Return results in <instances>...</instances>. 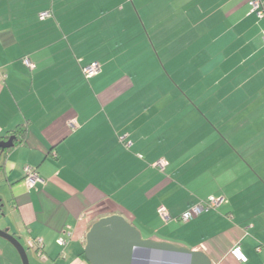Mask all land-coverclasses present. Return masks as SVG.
<instances>
[{
	"label": "crops",
	"instance_id": "1",
	"mask_svg": "<svg viewBox=\"0 0 264 264\" xmlns=\"http://www.w3.org/2000/svg\"><path fill=\"white\" fill-rule=\"evenodd\" d=\"M263 31L247 0H0V138L21 128L0 160L4 224L52 264H89L85 233L114 213L212 264H264Z\"/></svg>",
	"mask_w": 264,
	"mask_h": 264
},
{
	"label": "water",
	"instance_id": "2",
	"mask_svg": "<svg viewBox=\"0 0 264 264\" xmlns=\"http://www.w3.org/2000/svg\"><path fill=\"white\" fill-rule=\"evenodd\" d=\"M15 135L0 139V154L14 146ZM1 160V158H0ZM0 208L5 193L0 189ZM4 217V214L1 215ZM0 238L17 252L22 264H30L20 237L0 228ZM83 252L89 264H212L200 250L178 243L143 237L139 229L121 213L101 216L84 236Z\"/></svg>",
	"mask_w": 264,
	"mask_h": 264
},
{
	"label": "built area",
	"instance_id": "3",
	"mask_svg": "<svg viewBox=\"0 0 264 264\" xmlns=\"http://www.w3.org/2000/svg\"><path fill=\"white\" fill-rule=\"evenodd\" d=\"M248 4L250 6V11L253 12L258 18L264 17V0H248ZM49 16L48 11H44L40 13L41 18H46ZM262 39L264 41V31L262 35ZM23 63L27 67H32V63L29 61L28 58L23 59ZM99 69V65L97 62H91L84 66L82 68V71L85 75V77H91L95 73H97ZM3 77V75H1ZM166 160L161 158L156 160L154 162V166L158 168L160 171L164 170L166 166ZM23 180L25 185L28 188L35 187L37 183H42L43 180L41 179L37 169L35 167H32L30 165H26L23 167ZM223 201V197L219 196H207L205 199H202L196 203H194L192 206H190L187 210H185L182 214L179 215L178 218H176L179 221H189L193 219L194 217L198 216L200 213L207 212L213 209H216ZM161 215L164 219H169V215L167 212L161 208L160 210ZM26 242L28 247L33 248L35 255L37 257V260L40 262L46 261L47 255L45 254L43 250V239L41 237H27ZM59 244H63L64 240L63 238H59L57 240ZM231 255L240 262H245L247 260L246 256L241 251V248L238 244L234 245L230 249Z\"/></svg>",
	"mask_w": 264,
	"mask_h": 264
},
{
	"label": "rangeland",
	"instance_id": "4",
	"mask_svg": "<svg viewBox=\"0 0 264 264\" xmlns=\"http://www.w3.org/2000/svg\"><path fill=\"white\" fill-rule=\"evenodd\" d=\"M181 78H182V82L183 80L189 79L190 82H192V68L191 70H188V66L181 71ZM1 197V196H0ZM11 218V216H9ZM9 218H7L6 216L2 217L0 215V226L4 224V222H6ZM12 219V218H11ZM20 237L21 242L23 243V245L26 248L27 251V255L29 258V262L30 264H52L50 262H40L39 260H37V257L35 255V252L33 250V248L28 247L27 242H26V238H25V234H17ZM0 264H22L19 255L17 254V252L15 251V249L6 241H4L2 238H0Z\"/></svg>",
	"mask_w": 264,
	"mask_h": 264
},
{
	"label": "trees",
	"instance_id": "5",
	"mask_svg": "<svg viewBox=\"0 0 264 264\" xmlns=\"http://www.w3.org/2000/svg\"><path fill=\"white\" fill-rule=\"evenodd\" d=\"M247 3H248V0H247ZM249 5V4H248ZM249 8H250V6H249ZM253 13V12H252ZM89 78V77H88ZM20 131H21V128L20 127H17V129L13 132L14 133V135H15V137L16 136H19L20 135ZM9 136H7V137H4V138H0V139H7ZM17 139V138H16ZM16 139H15V141H16ZM8 150V149H7ZM7 150H5L4 151V153L7 151ZM179 217V216H178ZM177 217V218H178ZM82 256L85 258V256H84V252H82Z\"/></svg>",
	"mask_w": 264,
	"mask_h": 264
},
{
	"label": "flooded vegetation",
	"instance_id": "6",
	"mask_svg": "<svg viewBox=\"0 0 264 264\" xmlns=\"http://www.w3.org/2000/svg\"><path fill=\"white\" fill-rule=\"evenodd\" d=\"M5 153L4 152H2V154H0V158H2L3 157V155H4ZM8 227V232L10 233V234H14L15 236H18L16 233H14L13 231H11L10 230V226L9 225H6V224H3V225H1L0 226V228H7ZM4 240V239H3ZM4 241H6V240H4ZM7 242V241H6ZM20 242H21V240H20ZM22 243V242H21ZM23 244V243H22Z\"/></svg>",
	"mask_w": 264,
	"mask_h": 264
}]
</instances>
